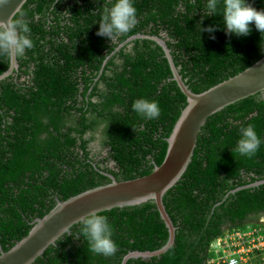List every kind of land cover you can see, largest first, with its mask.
I'll return each mask as SVG.
<instances>
[{"label": "trees", "instance_id": "trees-1", "mask_svg": "<svg viewBox=\"0 0 264 264\" xmlns=\"http://www.w3.org/2000/svg\"><path fill=\"white\" fill-rule=\"evenodd\" d=\"M138 23L114 42L98 36L104 7L115 0H28L14 17L31 29L35 47L0 80V246L9 251L35 221L82 192L151 174L188 106L164 49L139 34L166 40L176 67L196 94L242 73L264 57V33L229 35L222 7L207 0H132ZM257 11L264 0H246ZM212 26L213 33L200 31ZM214 37V38H212ZM11 57L0 54V77ZM158 102L147 120L137 99ZM253 125L262 143L247 158L235 151L240 129ZM135 130V131H134ZM264 99L251 96L211 116L181 181L164 197L177 231L168 252L128 264H207L212 242L264 218ZM240 189V190H239ZM108 217L114 256L88 251L77 224L34 264H122L135 251H157L169 230L153 201L100 213ZM1 253V249H0Z\"/></svg>", "mask_w": 264, "mask_h": 264}, {"label": "water", "instance_id": "water-1", "mask_svg": "<svg viewBox=\"0 0 264 264\" xmlns=\"http://www.w3.org/2000/svg\"><path fill=\"white\" fill-rule=\"evenodd\" d=\"M27 2L28 0H9L7 5L0 6V21L7 22L9 19H14ZM138 38L153 40L164 49L173 71V80L177 82L188 100V106L182 112L168 139L164 162L156 166L148 176L123 182L113 178L111 184L82 192L66 201L57 199V206L44 218L35 221L27 237L19 241L11 250L1 251L0 264H34L51 246L56 245L57 241L69 233L73 226L79 224L77 222L79 219L90 212L102 213L115 208L142 205L148 201L155 202L169 230V241L157 251L131 252L122 264H128L131 259H151L165 254L176 242L177 228L166 209L164 197L186 173L193 160L202 128L211 116L239 101L260 93L264 99V57L237 76L204 93L196 94L186 84L176 67L165 39L139 34L131 37L126 43ZM17 68V58L11 57V66L0 80L11 75ZM263 184L264 181L248 187ZM67 227L68 230L63 231Z\"/></svg>", "mask_w": 264, "mask_h": 264}, {"label": "clouds", "instance_id": "clouds-1", "mask_svg": "<svg viewBox=\"0 0 264 264\" xmlns=\"http://www.w3.org/2000/svg\"><path fill=\"white\" fill-rule=\"evenodd\" d=\"M8 2L9 0H0V6L7 5ZM218 7H222L223 24L229 35L234 34L238 37L248 36L252 31L250 27L252 24L255 25V28L261 34L264 33V10L257 11L250 4H247L246 0H207V16L216 15ZM22 17L23 14H21V18L19 19H9L7 22L0 21V54L17 58V62L19 57L25 56L27 50H31L35 47L30 35L31 29ZM137 23V10L133 6L132 0H115V3L111 8L104 7L97 35L107 37L111 42H114L120 36L131 32L136 27ZM200 31H206L211 34L216 31V29L209 26L208 28L200 29ZM17 69H19V63ZM132 109L134 112L147 120L157 119L161 115V108L158 102L154 100L150 101L144 98L137 99L133 102ZM240 134L241 138L238 141V146L235 151L247 158L254 157L262 143L254 129V126L250 124L247 127H242L240 129ZM105 174L111 181L108 184L112 183L113 178L116 179V177L110 173L105 172ZM261 221L264 222V218H262ZM77 222L81 224L80 232L87 241L88 251L106 258L116 254L118 246L112 239L113 230L107 216L101 215L97 211H92L88 215L79 219ZM68 228L69 227L65 228L63 231L68 230ZM260 229H264V225L259 224L258 227L248 230ZM216 240L212 242L209 249L210 252H213L214 257L208 259L207 264H210L212 260L215 262L211 264H218V256L211 250L212 246L215 245ZM0 249L1 251L3 250L1 246ZM254 257L256 258L253 260L251 259V264H264L261 254H256Z\"/></svg>", "mask_w": 264, "mask_h": 264}, {"label": "built area", "instance_id": "built-area-1", "mask_svg": "<svg viewBox=\"0 0 264 264\" xmlns=\"http://www.w3.org/2000/svg\"><path fill=\"white\" fill-rule=\"evenodd\" d=\"M223 239L224 253L221 257L217 255L218 264H251V258L256 254H261L264 262V229L234 230L216 241ZM214 262L212 260L210 264Z\"/></svg>", "mask_w": 264, "mask_h": 264}, {"label": "rangeland", "instance_id": "rangeland-1", "mask_svg": "<svg viewBox=\"0 0 264 264\" xmlns=\"http://www.w3.org/2000/svg\"><path fill=\"white\" fill-rule=\"evenodd\" d=\"M259 224L264 225V222L261 221ZM224 242H225L224 239H223V241H216L215 245L212 246V248H211V250L214 251V253L216 255H218L219 257H221L222 256V253H224ZM253 257L254 256H252V258H251L252 260L255 259L257 256L254 257V258Z\"/></svg>", "mask_w": 264, "mask_h": 264}]
</instances>
